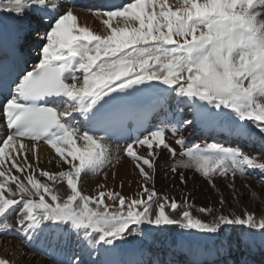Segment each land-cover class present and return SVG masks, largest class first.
Returning <instances> with one entry per match:
<instances>
[{"label": "snow or ice", "instance_id": "obj_1", "mask_svg": "<svg viewBox=\"0 0 264 264\" xmlns=\"http://www.w3.org/2000/svg\"><path fill=\"white\" fill-rule=\"evenodd\" d=\"M0 13L12 19L0 30V240L15 233L54 264H264V211L238 212L235 186L264 185V0H0ZM197 128L237 143L189 144ZM41 143L59 171L40 168ZM162 154L173 181L193 170L219 206L194 215L186 188L158 192ZM125 157L138 177L129 196L106 171L115 182Z\"/></svg>", "mask_w": 264, "mask_h": 264}, {"label": "bare ground", "instance_id": "obj_2", "mask_svg": "<svg viewBox=\"0 0 264 264\" xmlns=\"http://www.w3.org/2000/svg\"><path fill=\"white\" fill-rule=\"evenodd\" d=\"M80 1V0H79ZM95 3V1H93ZM80 17V23L86 24L89 27L97 30H102V26L100 25L99 21L92 17L87 12H80L78 13ZM12 23V19L7 16V14L0 13V30L6 28L8 25ZM33 58H37L36 52L34 50H30V54ZM198 131V130H195ZM170 143H173V141L170 139ZM30 143V142H28ZM108 143V142H107ZM110 148L113 150V152L116 149V145L108 143ZM6 150V155H7ZM37 153L40 157V168L45 170H51L53 172L59 171L55 164V153L52 149H50L47 145L40 144V146L37 149ZM29 159H31V153H28ZM51 160V163L49 161ZM128 160L127 157L122 160L121 165H117V178L115 182H113V179L111 177V171L112 169H107L106 171L109 172V180H108V186L109 188H114L117 191H121L126 196L133 195L135 191L137 190V175H134V166L130 162H126ZM173 161L170 158L166 157V154H162L160 158L157 161L156 164V175H155V188L160 193L168 192L170 195H174L177 198H179V192L177 191V188L185 189L190 191L192 193V203L193 207L198 206L199 207H212V206H219V203L217 202V196L216 193L213 191V189L204 182L198 174H194L193 170L186 169L183 170L185 172V175L189 177L187 185H180L178 177L175 178V181H173V178L171 176V173L169 171L171 163ZM15 170H13L14 172ZM256 175H259L258 173H255ZM38 175V174H37ZM195 175V179H192ZM240 177H237L235 179V186L246 184V185H252L251 181L243 180L241 182ZM43 182V178H40ZM103 176L99 177H87V182L85 184V189L88 192H93L95 190V182L96 181H102ZM242 180V179H241ZM121 181H124L123 187H121ZM130 182V183H129ZM173 183L177 185V188H173ZM218 187L220 188V192L223 194V196L227 197V192L224 191L223 187L224 185L221 184L219 181L217 182ZM242 186V185H241ZM239 186V187H241ZM245 186V185H244ZM66 188V184L64 185ZM237 188V187H236ZM255 188V187H254ZM239 189V188H238ZM216 199V200H215ZM240 199V208L237 209V211H242L243 209H247L249 211L256 212L257 209H251L252 207H249L250 205L248 202H245L242 199V195L239 196ZM235 206V202H233L232 207ZM263 208V207H262ZM262 210V209H261ZM264 211V209H263ZM15 215V214H14ZM19 240V237L15 234L12 235V241L11 243H8L7 240H0V258H7L10 261H13L14 264H52L48 259L32 254L28 248H26L23 244L17 243ZM72 241H75V237L73 236ZM75 243V242H74ZM23 253V255H22ZM79 253V252H78ZM83 257V256H82ZM84 257H87L86 255Z\"/></svg>", "mask_w": 264, "mask_h": 264}, {"label": "rangeland", "instance_id": "obj_3", "mask_svg": "<svg viewBox=\"0 0 264 264\" xmlns=\"http://www.w3.org/2000/svg\"><path fill=\"white\" fill-rule=\"evenodd\" d=\"M252 175H254V173H252ZM254 176L259 178V175L255 174ZM241 179L242 178H240V179L238 178L237 180H240L241 182H243V180H245V179H242V180ZM247 180L251 181V183H252V185H249L250 186L249 188H245L244 187V185H246V184H241L242 186L241 185L236 186L237 189L239 188L238 189L239 190V196L242 195V199L245 202H248V204L250 205L249 207H252L251 209L255 210V209L259 208L260 210L262 209L261 211H263V209H264V185L257 184V180L256 179H247ZM247 180H245V181H247ZM223 185H224V187H223L224 189L223 190L227 192V197H226V201H227V204H228L227 211L231 212L232 209H233L232 205H233V202H234L233 199H232V192H231L230 189L227 188L226 184H223ZM239 186H241V187H239ZM64 190H66L65 187H64ZM216 196H217V202L219 203L220 196L217 193H216ZM198 208H199V205L193 207V209H192L193 214L202 216L203 214H200V213H198L196 211V209H198ZM178 231H180V230L179 229H175L174 231L170 232L168 234L169 237L170 238L176 237V234H177ZM228 235H231V233H229Z\"/></svg>", "mask_w": 264, "mask_h": 264}]
</instances>
